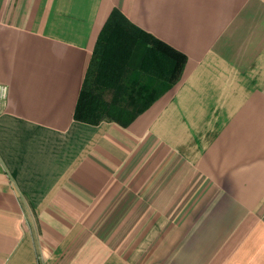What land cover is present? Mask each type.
<instances>
[{"label":"crops","instance_id":"obj_1","mask_svg":"<svg viewBox=\"0 0 264 264\" xmlns=\"http://www.w3.org/2000/svg\"><path fill=\"white\" fill-rule=\"evenodd\" d=\"M113 9L183 70L76 120ZM0 83V264H264V0H0Z\"/></svg>","mask_w":264,"mask_h":264},{"label":"trees","instance_id":"obj_2","mask_svg":"<svg viewBox=\"0 0 264 264\" xmlns=\"http://www.w3.org/2000/svg\"><path fill=\"white\" fill-rule=\"evenodd\" d=\"M185 60L182 52L113 9L92 52L74 119L95 124L108 118L126 125L156 97L144 74L166 88L179 79Z\"/></svg>","mask_w":264,"mask_h":264},{"label":"built area","instance_id":"obj_3","mask_svg":"<svg viewBox=\"0 0 264 264\" xmlns=\"http://www.w3.org/2000/svg\"><path fill=\"white\" fill-rule=\"evenodd\" d=\"M7 95V86L0 83V113L2 112Z\"/></svg>","mask_w":264,"mask_h":264}]
</instances>
